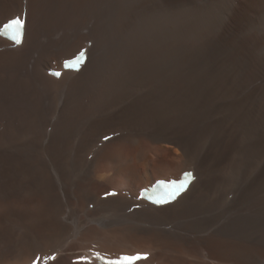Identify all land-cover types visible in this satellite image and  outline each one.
<instances>
[{"label": "bare ground", "instance_id": "6f19581e", "mask_svg": "<svg viewBox=\"0 0 264 264\" xmlns=\"http://www.w3.org/2000/svg\"><path fill=\"white\" fill-rule=\"evenodd\" d=\"M15 16L0 264H264V0H0V27ZM89 41L80 71L48 73ZM185 170L176 201L140 198Z\"/></svg>", "mask_w": 264, "mask_h": 264}, {"label": "snow or ice", "instance_id": "6c2138e0", "mask_svg": "<svg viewBox=\"0 0 264 264\" xmlns=\"http://www.w3.org/2000/svg\"><path fill=\"white\" fill-rule=\"evenodd\" d=\"M24 26V22L20 19V17H16L14 19H12L10 21L9 24L6 25L7 28L12 29L13 30V40L19 42L20 40V36H21V29ZM191 174H186V176H190ZM187 182V180L185 181V183ZM184 187L183 184L177 186L174 188V191L172 192V195L175 196L176 194L179 193V191ZM163 201L157 200L156 203H162ZM142 258H147V257H141V256H136V257H125L124 261L125 262H130L134 261V260H138V259H142ZM109 264H123V262L121 261H110Z\"/></svg>", "mask_w": 264, "mask_h": 264}]
</instances>
